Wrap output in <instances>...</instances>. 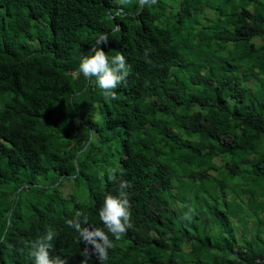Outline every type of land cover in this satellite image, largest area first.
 <instances>
[{
	"label": "trees",
	"instance_id": "16d2710c",
	"mask_svg": "<svg viewBox=\"0 0 264 264\" xmlns=\"http://www.w3.org/2000/svg\"><path fill=\"white\" fill-rule=\"evenodd\" d=\"M101 33L132 69L116 100L77 71ZM112 169L133 227L107 264H264V0H0V264L49 230L81 264L67 220L103 228Z\"/></svg>",
	"mask_w": 264,
	"mask_h": 264
},
{
	"label": "clouds",
	"instance_id": "9594fccd",
	"mask_svg": "<svg viewBox=\"0 0 264 264\" xmlns=\"http://www.w3.org/2000/svg\"><path fill=\"white\" fill-rule=\"evenodd\" d=\"M125 4L128 0H120ZM138 5L151 7L157 4V0H137ZM122 8H117V13H122ZM110 37L107 33H101L95 40L92 51L88 54H81L78 61V73L86 79L94 78L95 84L101 89L107 97L116 100L117 89L126 82L131 72V65L127 62L126 57L121 52L109 55L101 45H107ZM119 174V175H118ZM123 173L119 169H112L109 172V180L117 183L116 194H107L103 198L102 206L99 208L98 216L103 228L87 227L89 223L88 216L82 211H76L71 219L67 220V225L79 233L80 241L85 244L81 264H88L89 248L95 255L99 264H107L109 260V249L113 247V242L109 239V233L115 240H119L128 229L133 227L131 219V204L128 198L127 189L131 183L120 179ZM193 209L189 208L183 213V219L190 220ZM56 233L49 230L42 237L33 241L29 246L28 256L31 264H59L56 258L50 256L52 241Z\"/></svg>",
	"mask_w": 264,
	"mask_h": 264
},
{
	"label": "rangeland",
	"instance_id": "374dc122",
	"mask_svg": "<svg viewBox=\"0 0 264 264\" xmlns=\"http://www.w3.org/2000/svg\"><path fill=\"white\" fill-rule=\"evenodd\" d=\"M132 0H128V2L127 3H125V4H122V5H127L128 3H130ZM116 2H120V0H116ZM121 3V2H120ZM98 112V111H97ZM94 118H97V116H93ZM60 192L63 194V195H65L66 194V192H69V191H71L72 190V187H71V185H70V181L69 180H65L64 181V185L60 188ZM178 205H180V204H178V203H176V206H178ZM247 224H248V232H247V237L249 238V237H251L252 236V234H253V226H255L256 225V223L253 221V220H249V221H247ZM235 231H236V235H239V232H240V229L239 228H236L235 229ZM261 233H262V235L264 234V226L262 227V231H261Z\"/></svg>",
	"mask_w": 264,
	"mask_h": 264
}]
</instances>
